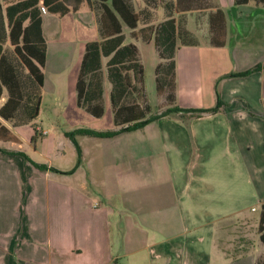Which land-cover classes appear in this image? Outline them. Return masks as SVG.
<instances>
[{"label":"crops","instance_id":"obj_1","mask_svg":"<svg viewBox=\"0 0 264 264\" xmlns=\"http://www.w3.org/2000/svg\"><path fill=\"white\" fill-rule=\"evenodd\" d=\"M212 1L182 14L189 42H177L174 100L164 109L180 111L111 137L80 134L115 143L112 151L81 148L79 161L76 154L74 163L46 162L23 150L25 140L0 117L19 139L0 138V148L29 158L0 151V264H264V3ZM90 2L64 0L61 15L39 1L46 51L44 15L87 26L82 18L96 17ZM217 8L225 18L222 45L212 33L200 38L197 28L209 27L198 14ZM139 23L122 24V33L140 61L139 43L155 44L135 35ZM61 29L51 28L55 40ZM96 38L79 43L80 61ZM6 97L3 89L0 106ZM217 102L215 111L194 112Z\"/></svg>","mask_w":264,"mask_h":264},{"label":"trees","instance_id":"obj_2","mask_svg":"<svg viewBox=\"0 0 264 264\" xmlns=\"http://www.w3.org/2000/svg\"><path fill=\"white\" fill-rule=\"evenodd\" d=\"M40 0H0V99L3 89L7 92L4 103L0 106V117L5 121H12L22 111L23 118L18 123L27 124L33 121L39 111L41 100L40 88L43 85L44 74L42 68L45 63L46 46L42 34V18L38 7ZM91 4L90 0H87ZM101 14L98 18L100 40L85 43L80 66L75 82L76 103L94 117L103 115L101 97L103 88L98 73L101 70L102 60H106L107 79L111 84L110 103L113 111V124L116 129L98 131L90 128H80L73 134H87L100 137H111L118 133L134 130L170 112L180 111L177 107L166 109L159 114L146 117L145 112L136 105L121 103L128 91L132 89L128 73L132 79L140 78L143 82L144 68L139 61L136 45L124 44L122 24L129 28L137 27L140 17L135 12L130 0H99ZM146 4L147 0H143ZM207 0H167L163 4L165 19L153 28L155 49L160 62L155 67V82L157 91H163L167 86L169 100H174V54L177 42L188 43L189 33L180 30L178 21L180 16L193 10L211 8ZM253 2L262 4L264 0H234L235 5ZM43 5L51 13L61 15L68 11L64 0H42ZM177 14V15H176ZM176 15V16H175ZM179 18H176V17ZM211 42L222 45L225 18L222 10L217 8L208 16ZM220 36L219 39L216 35ZM259 66L255 67L257 69ZM220 102L211 109L195 110L196 113L215 111ZM17 124V125H18ZM0 132L8 129L0 122ZM1 139L8 136L0 134ZM73 143L78 146L73 138ZM0 151L19 154L29 158L23 152ZM78 161L80 149L78 146ZM41 170L48 167L33 162ZM51 170L58 171L53 167ZM261 229L264 224V203L260 216ZM264 241V231L261 233Z\"/></svg>","mask_w":264,"mask_h":264},{"label":"rangeland","instance_id":"obj_3","mask_svg":"<svg viewBox=\"0 0 264 264\" xmlns=\"http://www.w3.org/2000/svg\"><path fill=\"white\" fill-rule=\"evenodd\" d=\"M165 1L167 0H147L148 4L140 2L133 4L134 10L140 17L139 26H142L138 29V32L134 31L136 36L139 34V37L145 40L153 36V28L165 17L163 9ZM206 2L210 6L213 5L212 0ZM92 7L96 17L86 16L81 20L88 23L87 26L70 25L67 19L60 20L58 16L44 15V33H46L48 48L46 51L47 63L42 68L45 83L40 88L41 100L38 116L30 123L17 125L24 116L21 111L15 120L6 121L8 126L15 127L16 134L22 137V140H25L22 143V149L32 157L43 159L46 162L50 161L58 164L60 160H64L67 163L73 158L74 163L76 154H78V146L73 143V138L79 145L80 152L82 148L87 155L95 150L111 149L112 151L115 148V143L104 141V139L80 135L79 133L73 134L75 130L80 128H91L98 131L114 129L107 93V90L110 89V83L106 81L107 59L102 60L101 70L98 73L102 88L105 89L102 103L106 106V112L103 116L97 118L76 105L75 75L78 71L82 51L78 45L80 43L81 46L84 39L93 40L94 37H97L96 40L101 39L94 22L96 21L99 25L98 18L102 12L100 1L92 0ZM201 14L197 16L200 19L199 21L201 19L204 21V18L208 20V17L204 15L206 12H203L204 16ZM186 19V15L180 16L178 21L180 30H186ZM56 26L63 30L61 38L56 39L57 41L52 37V30ZM197 28L200 38H207L211 33L207 22L205 24L199 22ZM125 30L128 29L125 27ZM134 33L132 32V34ZM216 38L219 39L220 36L217 34ZM54 40L56 41V47L54 46ZM139 45L140 61L144 68L143 82L140 78H136L134 81L131 72L128 73L132 89L128 91L121 103L138 106L148 117L150 114L163 112L167 104L171 103L169 97H167L168 92H171V88L167 86L163 91H156L153 80V64L156 58L154 45L141 42ZM0 134L8 136V139L14 143L19 140L10 128L8 132H0Z\"/></svg>","mask_w":264,"mask_h":264}]
</instances>
